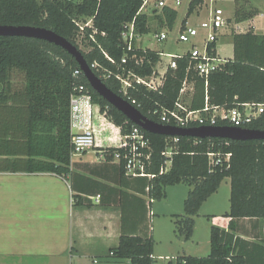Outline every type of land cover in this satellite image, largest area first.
Wrapping results in <instances>:
<instances>
[{
	"label": "trees",
	"instance_id": "16d2710c",
	"mask_svg": "<svg viewBox=\"0 0 264 264\" xmlns=\"http://www.w3.org/2000/svg\"><path fill=\"white\" fill-rule=\"evenodd\" d=\"M204 0H191L187 15ZM247 0L238 1L233 20L242 22L253 18L257 11L247 6ZM143 0H0V24L32 25L52 29L76 45L88 64L99 62L119 72V63L125 53L122 41L124 25L135 20L137 33L150 32L149 16L142 10ZM163 26L173 28L178 11L170 6L156 14ZM93 18L95 41L90 38L93 28L86 27L82 41L90 46L82 50L79 43V26L75 19ZM186 21V20H185ZM105 32V35H103ZM234 54L226 58L221 68L210 74L209 102L212 105L232 107L238 102L264 103V33L253 27L245 32H233ZM214 46H217L214 43ZM139 48V47H138ZM137 47L130 52L145 56L151 62L138 66L130 60L128 69L140 75L151 74L159 60L155 50ZM141 49V50H140ZM105 53L116 60L111 63ZM79 67L66 50L48 41L21 37L0 36V172L39 173L51 172L65 176L71 173L70 96L79 83L86 84L94 100L96 149H105L106 161L113 160L118 146L119 125L129 131L134 123L107 100L100 96L83 74L75 75ZM188 59H180L176 70H169L161 93L139 86L132 95L142 103L139 110L158 121L149 110L157 105L173 108L180 99L184 79L194 81L188 106L201 109L205 105L206 79L194 71H187ZM106 85L118 95L120 82L112 77ZM107 111V116L104 112ZM264 130V114L251 126ZM152 142L151 173L159 174L165 163L163 152L170 145V137L145 131ZM168 172L153 179L130 177L122 162L117 163L121 186L139 192L136 207L121 202L123 230L112 257L128 259L132 264H156L155 239L152 235V206L154 200L167 195V187L179 183L190 185L184 201L185 213L175 215L176 232L184 239L193 236L195 216L202 204L217 192L222 181L231 179L230 209L221 217L212 215L210 253L207 256L180 255L167 264H246L236 251L235 219L264 218V140H230L224 138L195 139L180 137L174 144ZM209 152L231 153L229 161L212 166ZM150 188L147 190V188ZM129 192L121 190L120 194ZM77 203L82 197L74 196ZM126 206V208H125ZM127 208L131 213L127 214ZM126 213V214H125ZM126 215V216H125ZM140 216L142 218L140 219ZM143 224L141 233L125 231L129 218ZM229 222L227 230L221 225Z\"/></svg>",
	"mask_w": 264,
	"mask_h": 264
},
{
	"label": "crops",
	"instance_id": "0c3cea01",
	"mask_svg": "<svg viewBox=\"0 0 264 264\" xmlns=\"http://www.w3.org/2000/svg\"><path fill=\"white\" fill-rule=\"evenodd\" d=\"M226 1L236 7L241 0ZM246 4L257 14L242 22H235L234 14L232 18L229 16L235 32L253 27L255 32L264 33V27H260L264 20V0H247ZM201 5L195 10L204 7L206 14L209 0ZM188 17L186 15L180 29L188 25ZM246 22L249 25L245 30ZM229 31L233 33L231 24L221 36ZM186 96L190 98L191 92ZM117 163L90 151L81 156L71 155L72 171L65 176L51 172H0V264H98L97 258H107L104 264H132L128 259L110 258L123 230L121 202L124 200L125 204L133 203L136 207V196L140 195L135 189H126L118 183ZM121 190L129 192L124 194V199ZM75 195L82 197L80 203ZM234 222V230L229 229V222L221 227L235 233L236 251L244 256L246 264H264V218H240ZM138 223L136 217L134 221L129 218L125 231L141 233L144 226ZM155 250L156 247V262L167 260L166 264L180 255L202 256L188 254L185 250L183 254L179 250L175 251L176 255L163 256L157 255Z\"/></svg>",
	"mask_w": 264,
	"mask_h": 264
},
{
	"label": "built area",
	"instance_id": "2783aa9c",
	"mask_svg": "<svg viewBox=\"0 0 264 264\" xmlns=\"http://www.w3.org/2000/svg\"><path fill=\"white\" fill-rule=\"evenodd\" d=\"M81 1V0H77ZM155 0H143L142 10L149 8ZM183 0H174L180 3ZM226 0H209L207 7V17L201 21L199 26H186L179 30L178 41L183 43H190L191 48L186 52L181 53H164L158 51L159 60L153 65L151 74L140 75L135 71L128 69L127 65L130 60H134L138 66H143L146 62L150 63L151 59L147 61L145 56H137L130 54L136 46L139 34L136 30L135 20L124 25L122 31V41L125 50L124 55L119 63V72L105 67L99 62H94L90 67L94 73L105 82L112 77H115L120 82V95L122 98L130 102L136 108L141 107L142 103L135 98L131 91L137 90L141 85L148 91L154 93H161L162 86L166 79L169 70H176L180 59H188L187 71H194L199 77L206 79L205 88V105L201 109H192L187 102H182V97L192 94L194 88V81L187 76L183 81V86L180 91V99L175 103L173 108H167L163 105H157L149 112L157 118L158 123L170 125L178 128H192L199 126H233L244 129H253L251 126L264 114V103L255 101L238 102L232 107L223 105H212L209 102V83L208 78L211 73L218 70L226 62V57L219 54L217 44L222 31L231 24V19L227 11L219 6L220 2ZM168 6L166 0H156L155 9ZM202 6V5H201ZM79 26V37H85L86 27L93 28V18L75 19ZM97 32L93 28L90 38L95 41L94 34ZM105 35V32H103ZM159 40L167 39L166 32L156 34ZM146 51V50H145ZM107 59L115 64L116 60L105 53ZM163 56L168 57L167 60ZM75 75L83 74V71L78 67ZM84 75V74H83ZM139 109V108H138ZM107 116V111L104 116ZM70 131L72 143V157L81 156L84 153L95 151L101 158L106 160L107 150L96 149V130L94 124V100L90 88L84 84L76 85L75 90L70 96ZM118 132V146L113 150V161L122 162L125 167V173L130 177H147L149 179L155 178L157 175L164 174L169 171L173 162V155L177 152L174 143L180 138L179 136H170V145L165 149L163 155L165 163L161 167L159 174L151 173L150 166L152 160V142L146 135L145 130L140 126H134L127 132L124 131L123 126L119 125ZM200 139V138H195ZM210 164L217 166L221 164L223 157L225 161H229L231 153L225 155L221 152L208 153ZM150 188L148 187L147 190Z\"/></svg>",
	"mask_w": 264,
	"mask_h": 264
},
{
	"label": "rangeland",
	"instance_id": "374dc122",
	"mask_svg": "<svg viewBox=\"0 0 264 264\" xmlns=\"http://www.w3.org/2000/svg\"><path fill=\"white\" fill-rule=\"evenodd\" d=\"M156 1V0H155ZM155 1H152V5L146 8L144 11L147 12L149 16V27L150 32L147 34L140 35L137 39L136 46L141 48H150L153 50L161 51L164 53H181L186 52L191 48L190 43H183L178 41L179 29L185 19L191 0H183L180 3L174 2V0H166L168 6L175 8L178 11V16L173 28L169 26H163L160 24V20L156 17V14L161 15V8L155 7ZM220 7H223L231 18L233 17L236 7L229 2H220ZM198 8V7H197ZM207 14V12H206ZM205 14L204 7L195 10L188 17V26H199L201 21L207 16ZM260 20V18H256ZM231 21V20H230ZM231 31L235 32L236 29L233 28V21H231ZM259 23V22H258ZM249 22L243 24V28L247 29ZM261 28L264 27V20H261ZM258 27V29H261ZM160 32H166L167 39L159 40L156 34ZM230 31L220 37L217 42V50L219 54L226 58H232L234 54L233 37ZM78 43L82 50L88 51L90 46L86 42L82 41L81 37H78ZM165 60L168 57L163 56ZM189 96L182 97V102H187ZM190 185L186 183H179L175 185H170L167 187L166 197L160 200H154L153 204V214H152V235L155 239V247L157 255H176L175 251L180 250V254L187 253L194 254L199 253L202 256H207L210 253L211 244V226L215 223L209 218L212 215L222 216L225 211L229 210L230 207V179L225 178L217 193L209 197L202 204L198 214L195 216L196 229L193 236L190 239H184L177 237L178 234L174 231L175 221L177 220L175 215H182L185 213L184 201L188 195ZM176 232V234H175ZM183 238V239H182ZM111 259L114 257H110ZM100 262L98 264L107 263V258H97ZM93 260H89L91 263ZM167 260H158L156 264H166Z\"/></svg>",
	"mask_w": 264,
	"mask_h": 264
},
{
	"label": "water",
	"instance_id": "95a60500",
	"mask_svg": "<svg viewBox=\"0 0 264 264\" xmlns=\"http://www.w3.org/2000/svg\"><path fill=\"white\" fill-rule=\"evenodd\" d=\"M0 36H21L48 41L60 46L72 55L90 86L107 102L121 111L131 122L140 126L143 130L164 136L206 138H224L230 140H264V130L244 129L233 126H199L192 128H178L158 123L146 115L130 102L112 91L102 81L88 64L82 51L69 40L59 35L52 29L32 25L0 24Z\"/></svg>",
	"mask_w": 264,
	"mask_h": 264
},
{
	"label": "bare ground",
	"instance_id": "6f19581e",
	"mask_svg": "<svg viewBox=\"0 0 264 264\" xmlns=\"http://www.w3.org/2000/svg\"><path fill=\"white\" fill-rule=\"evenodd\" d=\"M139 49V48H138ZM141 50V49H140Z\"/></svg>",
	"mask_w": 264,
	"mask_h": 264
}]
</instances>
